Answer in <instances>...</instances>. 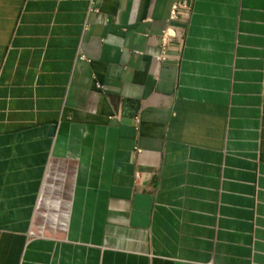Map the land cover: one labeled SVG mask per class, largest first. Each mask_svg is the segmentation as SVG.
Wrapping results in <instances>:
<instances>
[{"label":"crops","instance_id":"crops-1","mask_svg":"<svg viewBox=\"0 0 264 264\" xmlns=\"http://www.w3.org/2000/svg\"><path fill=\"white\" fill-rule=\"evenodd\" d=\"M173 1L0 0V264H264V0Z\"/></svg>","mask_w":264,"mask_h":264},{"label":"built area","instance_id":"built-area-1","mask_svg":"<svg viewBox=\"0 0 264 264\" xmlns=\"http://www.w3.org/2000/svg\"><path fill=\"white\" fill-rule=\"evenodd\" d=\"M191 1L192 0H174L169 8L168 19L170 21H175L185 17L190 8ZM175 34L176 32L173 27L163 30L161 35L162 44L165 45L170 38L175 36Z\"/></svg>","mask_w":264,"mask_h":264},{"label":"water","instance_id":"water-1","mask_svg":"<svg viewBox=\"0 0 264 264\" xmlns=\"http://www.w3.org/2000/svg\"><path fill=\"white\" fill-rule=\"evenodd\" d=\"M53 130V126L50 127V132Z\"/></svg>","mask_w":264,"mask_h":264}]
</instances>
